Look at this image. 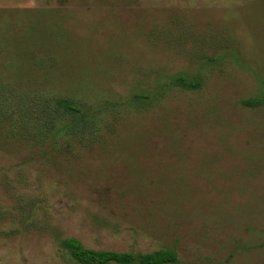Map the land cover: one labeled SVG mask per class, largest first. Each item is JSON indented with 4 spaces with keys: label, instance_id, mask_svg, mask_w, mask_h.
Here are the masks:
<instances>
[{
    "label": "rangeland",
    "instance_id": "obj_1",
    "mask_svg": "<svg viewBox=\"0 0 264 264\" xmlns=\"http://www.w3.org/2000/svg\"><path fill=\"white\" fill-rule=\"evenodd\" d=\"M249 99L264 100V0H0V264H77L66 238L264 264Z\"/></svg>",
    "mask_w": 264,
    "mask_h": 264
},
{
    "label": "trees",
    "instance_id": "obj_2",
    "mask_svg": "<svg viewBox=\"0 0 264 264\" xmlns=\"http://www.w3.org/2000/svg\"><path fill=\"white\" fill-rule=\"evenodd\" d=\"M173 85L186 89H198L201 85L199 79L189 80L178 76ZM137 101L147 100L148 97L136 96ZM243 106L257 108L264 105V100L249 99L241 102ZM56 109L69 120L67 128L72 131L86 127L88 113L82 106L72 100L57 99ZM60 247L77 264H178V256L174 250H160L149 254L120 253L114 251H94L84 247L83 243L75 238H66L60 241Z\"/></svg>",
    "mask_w": 264,
    "mask_h": 264
}]
</instances>
